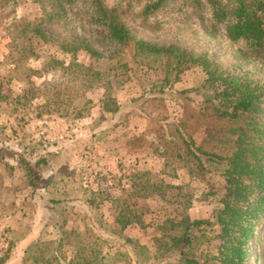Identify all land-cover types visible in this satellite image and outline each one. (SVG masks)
Segmentation results:
<instances>
[{"label":"rangeland","instance_id":"obj_1","mask_svg":"<svg viewBox=\"0 0 264 264\" xmlns=\"http://www.w3.org/2000/svg\"><path fill=\"white\" fill-rule=\"evenodd\" d=\"M100 1L115 7L117 20L138 39L175 44L230 74L264 82V62L241 55L223 25L214 36L204 32L205 0H166L146 17L139 12L154 0ZM91 8L89 0H0V248L9 246L0 264H38L39 248H29L34 241L46 243L43 257L58 249L70 256L74 244L95 237L101 264H179L171 251L155 257L153 227L174 209L213 221L219 208L225 184L214 164L204 161V171L187 159L183 166L147 154L145 146L163 144L171 158L183 155L180 135L166 127L184 134L180 122L185 137L206 152L222 146L206 137L214 124L200 116L208 96L203 72L174 74L163 59L107 42ZM54 12L60 18L48 20ZM66 43L85 44L98 58L80 48L63 54L59 46ZM108 98L114 106L102 110ZM132 184H153L163 199H132ZM124 208L143 226L119 230L114 219ZM263 222L248 236L247 264L264 263Z\"/></svg>","mask_w":264,"mask_h":264},{"label":"trees","instance_id":"obj_2","mask_svg":"<svg viewBox=\"0 0 264 264\" xmlns=\"http://www.w3.org/2000/svg\"><path fill=\"white\" fill-rule=\"evenodd\" d=\"M165 1L148 2L139 15L148 16L159 10ZM89 2L92 7L91 20L103 27L107 42L129 48L134 56L163 59L169 62L174 74L190 67L200 68L204 74L203 83L208 96L203 100L200 116L214 124L206 137L222 146L213 145L212 150L206 152L202 145H194L189 136L185 137L187 133L183 122L179 125L184 134L179 133L172 124L166 127L168 131L173 128V135H180L184 156L175 151L174 158H171L167 145L149 143L145 146L149 149L147 154L171 162L176 159L183 166L188 164L187 159L204 171H209L205 170L204 161L214 164L225 190L213 221L191 219L185 212L174 209L171 216L167 215L157 223L153 227L157 235L152 238L155 257L159 251L165 250L166 253H174L179 264H247L248 236L259 222L264 221V82L230 74L206 55L192 56L175 44L160 45L138 39L117 20L119 12L115 7H106L100 0ZM205 3L209 6L210 17L200 18L205 23L204 32L214 36L218 33V26L223 25L225 38L231 43L240 44L238 52L241 55L264 62V0H234L231 6H224L216 0H205ZM196 4L194 1L195 7ZM58 5L62 13L60 3ZM54 17L60 18L54 12L48 16V20ZM78 48L91 58H98V53L85 44L81 47L70 43L59 46L61 53L71 55ZM110 105L114 106V101L108 98L102 110ZM202 156L205 157L203 161ZM131 187L129 195L132 199L153 194L163 199V194L157 192L153 184H132ZM146 189L147 194L144 193ZM138 216L124 208L116 215L114 223L119 225V230L132 224L143 226ZM98 243L96 237L93 241L76 243L70 256L58 249L43 257L41 246H46V243L38 241H34L29 248H39L40 256L33 259L38 264H101L104 256ZM8 253V245L0 248V262H6Z\"/></svg>","mask_w":264,"mask_h":264}]
</instances>
